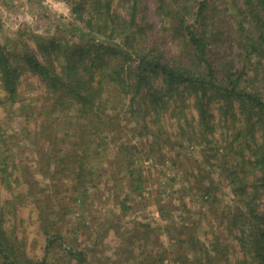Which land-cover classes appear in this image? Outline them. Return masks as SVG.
Wrapping results in <instances>:
<instances>
[{
  "label": "trees",
  "instance_id": "16d2710c",
  "mask_svg": "<svg viewBox=\"0 0 264 264\" xmlns=\"http://www.w3.org/2000/svg\"><path fill=\"white\" fill-rule=\"evenodd\" d=\"M20 1L18 7L50 19L35 1ZM63 2L70 20L47 21L55 33L26 26L0 35V113H6L0 117V186L12 193L0 209L3 263L38 264L25 253L21 259L7 235L9 207L35 204L49 250L63 239L60 211L69 213L55 194L38 198L32 180L20 194L25 182L16 175L21 168L9 140L21 139L18 132L8 137L5 126L15 115L23 120L21 141L42 167L56 165L60 181L73 179L79 207L99 198L89 190L99 188L107 158L115 156L110 169L116 166V176L127 179L118 183L129 191L122 202L127 213L132 196L145 199L139 159L166 167L185 148L200 149L205 169L195 170L194 185L186 174L189 190L214 215L222 198L229 203L211 227L188 220L193 226H183L177 241L191 256L174 262L264 264V0ZM28 78L42 88L31 101L23 96ZM122 125L139 145L119 142L115 130ZM179 194L184 199L187 191ZM67 253L87 264L83 253ZM162 262L150 255L144 264Z\"/></svg>",
  "mask_w": 264,
  "mask_h": 264
},
{
  "label": "rangeland",
  "instance_id": "374dc122",
  "mask_svg": "<svg viewBox=\"0 0 264 264\" xmlns=\"http://www.w3.org/2000/svg\"><path fill=\"white\" fill-rule=\"evenodd\" d=\"M38 6H42L47 19L28 9L29 7H18L20 0H0V35L4 33L14 35L19 28L29 27L41 34L55 33L56 29L48 22H58L61 24L70 20V13L63 0H33ZM10 4V5H9ZM15 7H13V6ZM37 6V7H38ZM28 7V8H27ZM154 11V7H149ZM42 10V11H43ZM154 16V15H153ZM48 21V22H47ZM27 86L23 96L28 101L33 100L31 95H40L41 85L33 79L28 78L25 82ZM34 96V97H35ZM38 107L42 106L38 102ZM7 112V111H6ZM3 114H6L5 112ZM0 113V117L3 115ZM4 116V115H3ZM15 115L9 118L7 136L13 137L18 132L19 139L23 140L20 124L23 120ZM124 130V132H122ZM121 137L119 142L140 144V138L132 137V132L128 127L122 125V129L115 130ZM114 137V135H111ZM21 140H9L15 152L16 162L20 165L21 171L16 174L25 184L19 188L20 194H25L28 189L26 181L32 180L35 185L34 193L38 198L54 196L62 200V207L68 208L69 213L60 211L62 217H58L57 228L62 231V242L56 243L52 249H48L47 237L39 232L38 212L35 204L24 206L19 204L16 209L9 207V217L3 224L7 229L10 239H15L19 247L18 252L21 259L22 254L31 259L34 263L40 264L43 260L46 264H79L76 259L68 256L67 250L83 253L87 264H144L146 256L162 259V264H179L185 256H191L188 248H180L178 245L179 231L191 228L192 222L188 220H204L207 228L211 227L212 220L219 223L222 218V211L225 203H229V198H222V203L216 205L217 214L214 218L213 212L209 209L207 202H204L197 192L189 190L186 183V174H191V184L195 182L193 173L196 169H205L202 162L200 149L187 147L181 151L182 156L175 164H167L162 167L154 164L146 156H143L137 164V168L142 169L145 184V199L139 195L132 196L127 202L130 210L125 213L122 202L129 194L127 189H122L119 183L121 179L116 176V166L110 169V163L115 159L103 160V172L98 175L99 188H90L91 196L96 195L98 199L92 201L89 206L79 207V202L73 204L74 182L72 178H65L60 181L61 176L57 175L56 165L50 168L34 156L29 145ZM20 142V143H19ZM120 144V143H119ZM32 150V149H31ZM169 151V148L166 149ZM100 165H95L99 169ZM119 165H117V168ZM27 170L30 175L22 174ZM100 170V169H99ZM209 170V169H208ZM122 170L121 176H124ZM46 175L47 177H44ZM214 178L216 176L214 174ZM48 179V180H47ZM217 180V179H216ZM127 181L122 178L121 183ZM101 188V189H100ZM185 189L187 195L184 199L179 194ZM14 192H17L13 188ZM38 190H44L39 192ZM221 198V194L219 195ZM12 198V193L0 186V209L4 207V202ZM15 212V213H14ZM60 216V215H59ZM193 219V220H192ZM57 221V220H56ZM0 258V264H4Z\"/></svg>",
  "mask_w": 264,
  "mask_h": 264
}]
</instances>
